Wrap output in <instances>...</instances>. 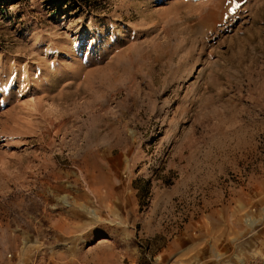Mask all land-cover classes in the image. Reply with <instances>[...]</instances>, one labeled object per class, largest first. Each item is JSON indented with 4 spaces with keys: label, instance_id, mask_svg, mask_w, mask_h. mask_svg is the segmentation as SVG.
<instances>
[{
    "label": "rangeland",
    "instance_id": "374dc122",
    "mask_svg": "<svg viewBox=\"0 0 264 264\" xmlns=\"http://www.w3.org/2000/svg\"><path fill=\"white\" fill-rule=\"evenodd\" d=\"M0 264H264V0H0Z\"/></svg>",
    "mask_w": 264,
    "mask_h": 264
},
{
    "label": "trees",
    "instance_id": "16d2710c",
    "mask_svg": "<svg viewBox=\"0 0 264 264\" xmlns=\"http://www.w3.org/2000/svg\"><path fill=\"white\" fill-rule=\"evenodd\" d=\"M78 1H80V2H82V3H85V4H87V3L90 2V0H78Z\"/></svg>",
    "mask_w": 264,
    "mask_h": 264
},
{
    "label": "bare ground",
    "instance_id": "6f19581e",
    "mask_svg": "<svg viewBox=\"0 0 264 264\" xmlns=\"http://www.w3.org/2000/svg\"><path fill=\"white\" fill-rule=\"evenodd\" d=\"M209 4H211V3H209ZM218 4V3H217ZM208 5V4H207ZM200 6V5H199ZM207 7V6H206ZM205 7V9L207 10V8ZM212 7V6H211ZM215 8V7H214ZM213 8V9H214ZM198 9V8H197ZM199 10V9H198ZM210 13V12H209ZM212 15V14H211ZM211 18L213 17V16H210ZM210 19V18H209ZM95 180V179H94Z\"/></svg>",
    "mask_w": 264,
    "mask_h": 264
}]
</instances>
